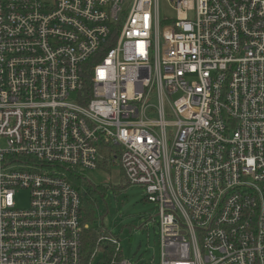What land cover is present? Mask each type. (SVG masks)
I'll return each instance as SVG.
<instances>
[{
    "label": "built area",
    "instance_id": "2783aa9c",
    "mask_svg": "<svg viewBox=\"0 0 264 264\" xmlns=\"http://www.w3.org/2000/svg\"><path fill=\"white\" fill-rule=\"evenodd\" d=\"M160 1L0 0V264H86L71 180L109 162L153 264H264V0Z\"/></svg>",
    "mask_w": 264,
    "mask_h": 264
},
{
    "label": "rangeland",
    "instance_id": "374dc122",
    "mask_svg": "<svg viewBox=\"0 0 264 264\" xmlns=\"http://www.w3.org/2000/svg\"><path fill=\"white\" fill-rule=\"evenodd\" d=\"M159 9L161 16L175 15L166 0L160 1ZM85 179L94 187L106 188L103 196L96 193L95 197L98 198L96 220L93 224H88L92 228L104 226L110 236L120 240L124 261L127 260L131 264L158 262L160 255L158 211L155 203L146 202L145 189L127 183L122 169L116 162L99 163L97 170L85 172ZM79 191L84 202L90 194L89 189L81 188ZM17 201L19 208L28 207L29 192L20 191ZM103 210L107 212L105 217H102ZM82 217L84 219V213Z\"/></svg>",
    "mask_w": 264,
    "mask_h": 264
},
{
    "label": "trees",
    "instance_id": "16d2710c",
    "mask_svg": "<svg viewBox=\"0 0 264 264\" xmlns=\"http://www.w3.org/2000/svg\"><path fill=\"white\" fill-rule=\"evenodd\" d=\"M72 183L76 186V188H88L89 189V196L87 200H84L82 213H84L83 223H94L96 220V211H97V201L98 198L95 197L97 194L103 196L106 188L104 187H94L92 184L86 181V179H82L80 177L72 178ZM97 193V194H96ZM102 217H105L107 214L106 210H103ZM105 227L103 228H91L89 230H84L82 233V244H83V256L85 263H89L92 258L93 254L99 250L100 258L97 264H115L113 263L114 260H119L123 257L121 253H115V246L112 243H103L99 244V239L102 235H110L109 232L106 230L104 233Z\"/></svg>",
    "mask_w": 264,
    "mask_h": 264
}]
</instances>
